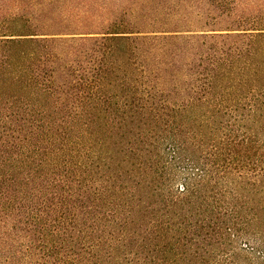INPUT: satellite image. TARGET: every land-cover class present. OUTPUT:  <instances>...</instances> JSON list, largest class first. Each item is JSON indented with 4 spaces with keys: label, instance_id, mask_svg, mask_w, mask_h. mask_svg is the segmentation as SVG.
<instances>
[{
    "label": "trees",
    "instance_id": "trees-1",
    "mask_svg": "<svg viewBox=\"0 0 264 264\" xmlns=\"http://www.w3.org/2000/svg\"><path fill=\"white\" fill-rule=\"evenodd\" d=\"M0 264H264V0H0Z\"/></svg>",
    "mask_w": 264,
    "mask_h": 264
}]
</instances>
